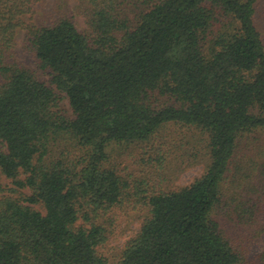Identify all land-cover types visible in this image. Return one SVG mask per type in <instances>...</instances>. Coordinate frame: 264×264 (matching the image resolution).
<instances>
[{"label":"trees","instance_id":"trees-1","mask_svg":"<svg viewBox=\"0 0 264 264\" xmlns=\"http://www.w3.org/2000/svg\"><path fill=\"white\" fill-rule=\"evenodd\" d=\"M43 1L0 0V264H264L259 0H79L86 31L64 0L37 20ZM22 30L34 62L16 58ZM170 125L195 135L181 167L161 144L140 180L110 162ZM198 163L192 183L148 189Z\"/></svg>","mask_w":264,"mask_h":264},{"label":"rangeland","instance_id":"rangeland-1","mask_svg":"<svg viewBox=\"0 0 264 264\" xmlns=\"http://www.w3.org/2000/svg\"><path fill=\"white\" fill-rule=\"evenodd\" d=\"M59 1L60 0H44L42 3L37 4L35 18L41 21L49 12H52L54 10L55 5ZM64 2L78 28L81 31H86L89 26L88 17L84 12L85 10L80 7L79 0H64ZM256 22L264 38V0H259L256 5ZM16 51V58L19 61H36L34 52L26 44V32L23 30L18 34ZM40 73L41 76L46 79L49 77V75L47 73H44L43 71H40ZM61 101L64 108H69V103L66 98H63ZM184 136H193L192 141L194 142L196 140L193 132L189 131L187 128L178 125H170L163 129L157 137H154V139L150 143H146V145H143L141 147L135 145L128 148L122 147L116 149L118 151L113 153L110 158V162L118 165V168L123 169L124 173H131L130 177L132 178V180H135L136 178L140 180L141 178H145L148 172L154 171L153 165L155 166V171L158 167L156 162L152 164L149 163L148 165L150 166L148 168L143 166L145 164L144 161H141V158L149 156V154L145 153L149 149H151V146L155 147V149L157 150L159 144H161L162 149L165 148V152L167 150L166 145L172 146L173 150L167 155L168 162L170 163V165L172 164L174 168L177 166L181 167V161L183 159L180 160L179 158L182 149L178 147V142L179 140L181 141ZM1 147L2 144H0V148ZM193 147L194 146L191 144L188 149L191 150ZM164 163H167L166 159ZM174 168L171 172V176L168 175L166 179L161 180V184L157 182V177L152 176L149 179L150 186H148V189H151L152 187H154V185H161V188L163 189L180 188L192 183L204 172V164L202 163L185 167L181 170H178V168L174 170ZM164 169H161V171H163ZM144 217L145 211L142 210H134L128 214L121 212L120 218L117 222V226L112 232L111 237L106 245V250L119 251L123 247L126 240L140 228Z\"/></svg>","mask_w":264,"mask_h":264}]
</instances>
